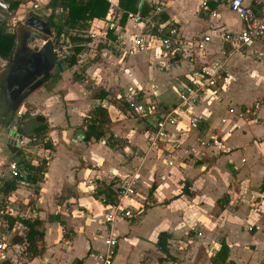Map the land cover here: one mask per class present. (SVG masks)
<instances>
[{"label":"crops","instance_id":"crops-1","mask_svg":"<svg viewBox=\"0 0 264 264\" xmlns=\"http://www.w3.org/2000/svg\"><path fill=\"white\" fill-rule=\"evenodd\" d=\"M5 1L10 4L12 0ZM115 1L118 6L114 13L108 2L105 18L78 24H67V10L56 8L55 20L63 25V33L54 40L56 32L51 27L53 35L48 38L54 40V51L57 40L69 48L75 44L74 54L77 48L84 49L81 57L90 52L88 61L80 65V70L78 64L70 67L69 59L57 61L49 79L16 112V116H29L21 125L27 134L19 130L15 120L9 126L0 123V186L14 178L10 173L11 163L17 162L13 147H19L18 136L33 137L29 131L36 127L34 117L38 114L47 121L42 137L50 142L48 149L52 152L42 180L17 182L16 190L9 195L0 191V207L10 202L7 211L11 215L39 219V228L44 231L39 242L42 253L29 256L25 262L18 260L14 251L23 248L24 243L12 239L11 255L7 253L10 263L100 264L97 255L106 251L104 198L110 197L106 190L112 194L111 176H125L137 168L141 174L138 194L127 204L140 217L117 220L119 246L113 264H214L215 247H222V242L229 247L225 264H264V78L257 70L234 60L235 51H241L245 56L255 54L264 63V39L254 49L244 50H237L240 42L225 40L226 34L244 27L226 0H145L147 13L141 11L142 0H138L135 10H124L120 0ZM50 2L21 0L10 13L0 10L1 15L9 17L13 31L19 32L15 53L22 48L24 33L30 29L24 23L26 19L38 14L48 21L53 13L48 7ZM34 4L39 7L34 8ZM160 5L164 11L156 17L168 27L176 24L180 29L181 50L167 53L153 41L148 51L128 55L133 37L149 24L127 20L124 11L155 18ZM114 14L116 30L109 28ZM19 21H23V27L17 25ZM205 36L211 38L201 49L199 41ZM145 61L148 71L144 70ZM11 63L0 57V71H8ZM212 66L218 69L217 86L204 93L200 105L177 111L180 122L168 125L163 136L168 141L163 147L153 143L155 124L134 117L127 104L117 99L122 91L135 88L142 100L153 99L158 91L157 99L163 106L178 105L180 89L199 81L203 69ZM81 73L87 78L78 75ZM103 92L107 95L100 98ZM257 105L260 111L250 115L249 120L229 113V106L246 109ZM99 106L108 111L109 120L102 124L100 137H89V126L84 121L87 115L93 118ZM198 115L200 128L196 130L190 120ZM6 121L0 117V122ZM237 123L241 129L235 128ZM9 128L13 133L10 136ZM212 136H217L220 143L200 146L202 139ZM152 153L161 156L153 161ZM97 175H103L104 182L95 184L98 187L93 192L90 181ZM18 229L15 237L25 235L27 229L20 220L15 221L11 231ZM161 233L170 235L168 255L157 244Z\"/></svg>","mask_w":264,"mask_h":264},{"label":"built area","instance_id":"built-area-1","mask_svg":"<svg viewBox=\"0 0 264 264\" xmlns=\"http://www.w3.org/2000/svg\"><path fill=\"white\" fill-rule=\"evenodd\" d=\"M230 9L235 12L244 23L242 30L234 33H229L225 35V40L227 41H238L240 42V47H253L258 41L264 39V0H226ZM111 4V12H115V8L118 6L115 0H108ZM38 4H34V8H38ZM208 6L204 3V9ZM10 4L5 0H0V10L10 13ZM164 11L163 5L156 8L155 18H150L144 16L140 12L124 11L127 20L133 21L136 24H149L147 28L142 30L141 33L136 34L133 37L132 45L127 49L128 55H136L138 53L146 52L150 49L153 41L160 43V46L164 52L173 53L180 51L182 48V35L180 29L176 24H171L168 27L167 22L160 21L158 16ZM119 18L122 15H118ZM5 19V16L0 14V22ZM109 28L116 30V18L115 14L109 23ZM92 38H95V33L92 32ZM210 36H205L201 41H199V47L204 48V44L210 41ZM89 46H91L89 44ZM56 56L57 61L62 63L66 62L70 56L74 53L69 50L66 43L57 40L56 41ZM218 69L217 67L205 68L202 71V78L196 83H192L184 86L179 92V104L169 105L165 107L157 99L159 96L158 91L154 92V98L148 101L142 100L135 88H130L126 91H122L117 99L119 101H124L127 104L128 109L134 117L141 119L151 120L156 127L157 132L156 137L165 136L166 129L168 125H176L180 122V117L177 116V111L181 108H191L200 105L202 96L205 92L213 89L217 86L218 79ZM260 107H251L246 109H237L234 106H229V113L236 114L239 118L244 120H249V118L255 114H258ZM251 115V116H250ZM92 116L87 115L84 121V125L88 126L91 123ZM201 116H194L190 120V126L193 129L198 130L200 128ZM255 120L250 119V121ZM264 120V117H263ZM236 129H241L242 125L237 123L235 125ZM18 146L28 154V157L38 163L44 161L46 165L49 163L52 157V152L50 149H45L43 147H33L30 137H19L17 138ZM106 142V141H104ZM220 143L217 136H212L210 138H205L200 141V146L202 147H214ZM170 165L174 164V161L169 162ZM11 174L14 178L22 175L23 173L19 170L17 162H12L10 165ZM112 194L110 197L104 198L107 212L105 216V221L108 224L106 229V237L104 239L106 245V251L104 253L99 252L97 257L100 264H113L117 248L119 246V236L116 234L117 220L120 218H139L133 210L127 204V201L132 200L138 193L139 185L141 182V174L139 169L134 168L125 175L121 176L119 174H112ZM18 182L26 183L24 179ZM91 187L93 192H96L97 187L95 184H103L104 176L97 175L91 181ZM29 184V183H27ZM6 243L0 241V264L3 260L9 259L8 255L5 254ZM215 249L219 251L221 245H216Z\"/></svg>","mask_w":264,"mask_h":264},{"label":"trees","instance_id":"trees-1","mask_svg":"<svg viewBox=\"0 0 264 264\" xmlns=\"http://www.w3.org/2000/svg\"><path fill=\"white\" fill-rule=\"evenodd\" d=\"M21 0H12L10 2L11 9H17ZM138 0H120V5L124 10H135L137 7ZM60 6L67 10L68 16L66 18L67 24H78L81 21L93 20L95 18H105L109 11V3L107 0H51L48 4V7H51L53 13L48 19V22L51 27L55 28L57 38H60L63 33V25L60 24L57 20H55L54 11L56 8ZM141 11L143 13H147L149 8L146 4L143 5ZM8 18L6 17L2 22H0V57L10 61H13L15 56V45L18 37V33L14 32L11 26L9 25ZM77 52L81 50V48L76 49ZM76 64V57L72 56L69 66L72 67ZM107 93L103 92L100 95V98H104ZM12 112V111H11ZM16 112H12V118L6 122H0L4 126H9L10 123L15 120L19 126V130L22 133H28L27 129L21 127L23 124V120L27 119L29 116L26 114H21L16 116ZM16 116V117H15ZM34 119L37 121L36 127H34L29 132L32 134V146L33 147H45L50 148V142L45 141L42 137L45 131L47 130V121L43 115H36ZM108 119V111L99 106L96 108V115L93 116L91 123L89 126V133L87 136L92 137H100L102 135V124L107 122ZM21 127V128H20ZM17 157H19L20 161L17 162L19 166V170L23 173L22 175L16 178L6 179L3 185L0 186V191L4 195H9L11 192L16 190L17 182L21 179H26L30 183H37L42 180L46 170L47 165L44 161L34 163L33 160L28 157V154L25 153L20 147H13ZM108 196H111L110 192L106 190ZM1 211V209H0ZM11 225L15 223V221L20 220L25 227L26 232L25 235L16 236L13 238V241L16 243H24L26 244V251L30 255L31 258H34L42 253V248L39 246V242L44 237V231H42L39 226L41 224V220H30L26 218H11ZM169 234L161 233L159 235L158 247L167 255L170 254L169 249ZM229 258V247L226 242H222V247L219 251H217L212 261L214 264H225ZM81 262V261H79ZM1 264H11L9 259H5L1 262Z\"/></svg>","mask_w":264,"mask_h":264},{"label":"water","instance_id":"water-1","mask_svg":"<svg viewBox=\"0 0 264 264\" xmlns=\"http://www.w3.org/2000/svg\"><path fill=\"white\" fill-rule=\"evenodd\" d=\"M144 1L142 0L141 6ZM25 24L30 29L25 31L22 48L15 53L5 78L12 112L18 111L24 101L49 79L51 71L57 65L53 39H45L44 45L39 49H34L29 45L33 38L42 39L44 36L51 37L53 35L49 22L41 15L36 14L28 17ZM11 134L13 133L9 128L8 136ZM9 142L11 143L12 139ZM14 159L17 162L20 161L16 156Z\"/></svg>","mask_w":264,"mask_h":264},{"label":"rangeland","instance_id":"rangeland-1","mask_svg":"<svg viewBox=\"0 0 264 264\" xmlns=\"http://www.w3.org/2000/svg\"><path fill=\"white\" fill-rule=\"evenodd\" d=\"M59 15H60V19H63V13L60 12ZM21 22H23V21H19L17 23V25H19ZM20 25L22 26V24H20ZM66 31H68V30H66ZM17 33H19V32H17ZM55 36L56 35L54 34L53 35V39L54 40H55ZM45 39H48V37L47 36H44V38H42V39L33 38V41L31 42L30 45L34 49H39V48L42 47L43 41ZM214 42H216V41H214ZM100 44H104V43H100ZM72 45H73V47L69 48V50H71V52L74 53L73 51L75 50V47L76 46H75V44H72ZM109 47L110 48H113L112 45H110ZM236 48H238V47L236 46ZM244 48H246V47H243L242 50H244ZM252 49H254V48H252ZM83 50L84 49H82V48H81V50L79 52H77V50H76L75 51L76 54H74V56L76 57V64L79 65L77 69H79V70H80V65H82V63H84L85 61H88L87 58L90 55V52H88L84 57L79 56L80 52L82 53ZM151 50H153V48ZM256 57L257 56L255 54H249L248 53L247 56H245V55H243L241 53V51H239V52L238 51H235L234 60H236V61L239 60L240 62L243 63V65L245 64V68H248V69H251V70H253V69L257 70L261 74V76L264 78V63L260 59H258ZM71 58L72 57L70 56L69 62H70ZM79 63H81V64H79ZM144 66H145L144 67V70H147L148 71V65H147L146 61L144 63ZM9 67H10V65L7 66V69ZM153 67H155L156 69L158 68V66L156 65V63H153ZM0 69H1V64H0ZM6 71L5 70H1L0 71V117L3 118V119L10 120L11 119V107H10V102H9V98H8V95H7V89H6V84H5V78H6V75L5 74H6ZM155 74L156 75H159L158 72H155ZM78 75H82V77L84 79L87 78L84 73H81V74H78ZM173 100L175 101L176 100V97H173ZM176 102L179 104V100H176ZM254 107H257V106H254ZM153 131L157 132L156 129H153ZM152 137L154 138V140H153L154 142L153 143L156 142L157 148L158 147H163L162 144H167V141L168 140H167L166 137H163V136L156 137L155 135L152 136ZM160 156H161L160 153H152V158H153L152 160L154 161V158H157L156 160H158L160 158ZM4 206H3L4 208L2 206L0 207V209H1V211H0V240L3 239L4 236L7 237V240H4L5 243L6 242L8 243V244L6 243L7 246H6V249H5V254L8 253V255L9 254L11 255V253H9V248H12V239H13V237H15V235L20 230L19 229L16 230L15 233H13L11 231V227H12V225H11V220L12 219L11 218H14L15 219V216L11 215V211H9V212L7 211L11 207L10 202H6ZM132 223L136 224V223H138V221L133 220ZM14 251H16V254L18 256L17 257L18 260L20 259L21 261H24L25 262L27 259H29V256L30 255L26 251V244H24L23 248H15Z\"/></svg>","mask_w":264,"mask_h":264}]
</instances>
